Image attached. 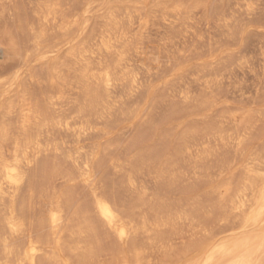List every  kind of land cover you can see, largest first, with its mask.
Instances as JSON below:
<instances>
[{
	"label": "bare ground",
	"instance_id": "bare-ground-1",
	"mask_svg": "<svg viewBox=\"0 0 264 264\" xmlns=\"http://www.w3.org/2000/svg\"><path fill=\"white\" fill-rule=\"evenodd\" d=\"M164 1L156 2L154 4V7L150 8V11L149 10L146 11L147 10L145 8L147 6L146 2H143V4H141L139 7L136 6L132 7L126 5L123 7L120 6V8H114L113 6H109L100 14L99 16L100 20L97 22L96 26L92 28L91 31H89L90 33L87 35L86 33L83 34L81 38H79L74 44L70 45L65 55H63L62 60H59L54 63L52 62L49 65V67L45 69V72L42 75H40L42 77H38L37 75H35V77L37 76L38 80L33 78L34 77L33 75L30 76V78L35 79V81L27 80V83L28 84L30 83L33 86H37L36 89L35 87L32 88L33 90L35 89L34 92L29 91L31 86H27V88L30 87L28 88L29 90L25 89V87L24 89H19V91L17 92L18 100L17 102L15 101L16 103L14 101L8 100L4 105L1 106L0 109V264H99L100 254L98 251V245L102 241V239L103 241L104 239H106L105 241H107L108 239V243L105 242L107 246L103 242L101 243H103V245L106 246V249L109 245L108 248L111 254L113 255L111 258V262H115V260L116 261L118 260L119 263L121 261L123 264H135L133 263L134 262L133 260L136 258L133 259V257L136 256L133 255L136 254L135 251H138L136 250V248L137 246H140L142 248V246L139 245V239L145 238V240L148 241L147 239H150L152 237V233H154L156 228L158 227L155 223L152 222L153 221L152 217L150 218L151 209L149 206V201H150V194L152 193L149 192V188H148L149 186L147 187V185H145L147 182L145 184H143L144 182H142V184H139L137 182V177L138 175L140 177V174L143 172V170L141 171V173H138V171H140L142 168L145 169L146 167L144 166L147 165V163L150 161V157L147 155L145 156L144 154L146 152L145 153L143 152L144 151L143 148L146 147V145L141 149L143 150L142 151L143 153H140L136 157H132L131 159H127L126 161L121 159L124 155V151L122 157H119L121 155V153L120 154L118 153L120 152L119 149L116 150L118 151L117 153H115L116 151L113 150L114 154L115 155L117 154L118 157L113 156L114 154H111L110 156V153L108 154L107 151L109 149L106 148L108 146L105 147L106 148L105 150L104 147H103L104 149L100 147V144H96V142L95 144H93L90 141V139L92 137L94 139V136L95 139H99L100 136H98L97 138V135H101V137L102 135H106L104 134L106 132L105 127L111 128L112 126H114L115 123H113L112 120L114 119V116L115 114L118 113V111H120V113L118 114L124 117L130 115L128 116V118L130 119L132 118L131 116L136 114L137 107L135 103H134L135 108L131 106L128 108V105H125L127 107L123 108L124 107L123 104H125L129 100L130 103H132L131 99L134 98L138 90L140 91L139 89L140 85L142 86L143 84V83L141 84L140 82L141 81L140 79L143 75L142 71H145V69L146 71L150 70L148 68L151 66V64L148 68H145L142 71L141 69L143 67L141 69L140 68L137 69L138 72L139 70L142 72L141 75V73H138L135 70L134 68L135 66L133 64L132 58H134L133 57L134 54L137 55L144 53L143 40L150 37L149 35L152 33L151 31L153 29L152 28L153 26H158L159 28H161L160 30H157L156 32L157 34L163 36L165 35L163 38L162 36L161 37L159 36L162 39H159V37H157L155 38V40L159 39V41L160 40L162 41V43L159 45L160 48L164 50V52H162V54L164 53V58L167 57V60H169V62L172 57H176L177 54H178L177 56H179L184 53L183 49L185 47L184 48L181 47L184 44L186 46L189 43L188 40L192 38V35H195L193 34V32L196 33V31L192 32V29L195 28L194 27L195 23L193 21L196 20L195 17L198 15L196 14V11H199V7H201L202 5V0H193L194 3L193 2L191 3L192 6L190 4V6L188 7L185 6V2H187V0L184 1V4L182 0H176V1L174 0V2L171 3H165ZM204 1L206 0H203V4ZM250 1L251 0H234V5L237 7L238 10L241 9V7H243L247 10V13H249L253 9L255 10L256 7L255 2L253 3ZM231 3H228L227 5ZM234 5L232 3V6ZM151 6L152 5H150V7ZM57 7L58 4L55 2V4L51 3L49 5H46L45 8H43L44 11L40 9L41 13L39 12L40 13L39 24H38L39 27L37 26V28L34 29L33 26V28L31 29L33 31V38H32L33 40H32V48H31L32 51L27 52L26 56H24L25 59L26 58L28 59V57L31 58V56L33 55H37V54L39 55L43 53L47 54L50 52L49 49L52 46L47 41L49 36H51L50 33L48 34L49 32L48 28L50 24L52 26L53 25L55 26V30L57 28L56 25H58V21H59V19L57 20L58 17L56 16L58 14ZM204 7H202V9H204ZM229 7L230 9L233 8L230 5ZM235 8L233 10H235ZM241 10L246 11L244 9ZM225 11L227 12L226 9ZM228 12L231 13L230 11ZM239 12L240 11H238V13ZM229 13L227 17L226 16L223 17L222 15V17L219 18V20H225L227 21V23H229L230 22L229 20H232L231 17L230 19L228 18ZM235 13H237V11L234 12V14ZM240 13L242 14V12ZM213 14L215 15L216 13ZM252 18H254V16ZM76 19L69 21L68 26H65L66 28H63L65 30L64 31L65 35L70 34L74 30L73 28H76L75 27L77 24ZM215 21L217 20L215 19ZM232 21H234L233 23L235 24V20ZM205 22L207 21L205 20ZM62 24H60L59 25L60 27L58 28H61ZM209 24L207 25L209 26ZM223 24L225 27L226 23ZM230 26H228L229 31L231 29ZM155 29L156 28H154V30ZM51 30L54 31L53 29ZM56 36H54V39ZM196 37L194 36V38ZM151 47L153 48L152 44ZM151 47H149V49H151ZM186 47L188 49V46ZM187 49H185V52ZM151 50H155V49H151ZM159 50L158 52L160 53L162 50L161 51ZM150 52L147 53L148 56L152 54V52L151 54ZM189 54H190V50L188 52V55ZM188 55H185V57H187ZM154 56H156V58L159 57V56L157 57V55L155 54ZM154 56L152 54L151 59ZM160 56L163 57V55L161 54ZM147 58L148 60H151L149 57ZM156 58L154 57L153 60H155ZM159 59L161 60L163 58L159 57ZM179 59L180 57H178L176 61H178ZM164 60L165 63H167L166 62L167 60L166 59ZM183 60L180 59L181 62ZM25 61L27 60H24V63ZM152 61L151 63L155 64L156 70L159 68L158 64L161 62L163 63V61L161 62L158 61L159 63L156 65L157 61L156 63L155 61L154 62ZM174 61L170 62V64L173 63ZM175 62L174 64L176 65L177 62L176 63ZM149 63L150 61H148L147 66ZM209 64H206V66ZM137 65L138 63L136 64V66ZM172 66L174 65L172 64ZM211 68L209 69L208 67L207 72L201 69L203 75L207 76V73L212 74L213 70L216 67L215 68L213 67L214 69ZM154 69L155 68H153V71ZM197 69H199L197 71L200 72V74H202L200 68ZM153 71L150 70L149 72H151L152 74ZM164 71H165V67H164ZM51 73L54 75L55 78H57V81L59 82L57 85L55 84V82H53L54 80H51L50 78ZM188 73L189 72L187 70L186 73L187 75L182 74V76H188ZM147 74L150 75V79H151L152 75L149 73ZM210 74L208 75V77L211 78ZM140 75L141 77H139ZM182 76L181 77L177 76L176 79L179 78L182 79ZM199 76L200 75L198 74V77ZM206 76H202V79L198 78V80L200 79L204 80L205 83V79H207ZM189 77L190 75L188 76V78ZM144 80L145 78L143 79V81ZM169 80H173L175 82L177 81L174 80V78ZM193 80L194 77L192 78L191 81ZM146 81H149V79L147 78ZM178 82L181 83L182 81L179 79ZM188 82L189 81H187V84ZM23 83L26 84V81L22 82V85ZM165 83L167 84V82ZM178 84L176 87H178ZM181 86L180 89H182L183 91V88ZM188 86L190 88L189 84ZM206 86L204 85V87ZM169 90H171V88ZM164 91H166V88H164ZM191 91L190 94L192 96L193 91L192 93ZM174 92L176 91H173V95L176 94V93L174 94ZM179 92L180 90L178 91V93ZM167 93L169 94V97L173 96L172 94L170 95V93L166 91V95H168ZM179 94L181 96V93ZM137 95L139 96V94ZM183 95H184L183 98L185 100L190 99L189 91L188 93L185 94L183 92ZM176 96L178 95L176 94ZM158 97H159L158 99L162 98V96H158ZM135 98L137 100H140L137 96H135ZM140 101L137 102L140 103ZM156 101L155 103L158 102ZM188 101L194 103V101L191 100ZM122 105L123 107H121ZM143 112L142 114H144ZM150 114H151L150 118H152V113ZM146 115H149V113H147ZM146 115H145L146 120H150V121L153 120L154 117L151 120L147 118ZM117 117H115V119ZM142 118L143 119L139 121H143L144 117ZM124 120H122V122ZM146 120L145 122H147ZM110 122H112L113 125L111 124V126H107L108 123L110 125ZM118 122L119 121H117L116 124H118ZM145 122L144 123L142 122L143 126ZM150 124L152 125L151 122ZM146 139H144V141ZM104 142L105 141H103V143ZM139 142L140 141L138 140V143L136 142L135 143L138 145L140 144ZM141 142L144 144L143 141ZM126 143H128V141ZM134 146L136 147V145ZM186 147L188 146L186 145ZM184 148H183L184 151L178 152L179 155H181L182 153H188L187 155L189 159H187V161L191 160L192 162H196L197 159L193 161V159L190 158L189 156L190 154L188 152L189 148L187 149ZM104 150L107 153L106 152L104 153ZM126 150H128L127 147ZM160 150L162 149H159V151ZM156 151L158 152V150ZM173 151L174 153L176 152L174 149L171 152ZM157 152L153 154H157ZM154 157L156 156L154 155ZM177 157L181 158L182 160L183 155L182 157L180 156ZM184 157L187 156L185 155ZM167 158H169V160L171 159L170 157ZM174 158L175 157H173L172 159ZM155 159L157 160V158ZM152 160L154 161V158ZM168 162L166 163L168 164ZM263 162L261 166H259V162H258V164L253 165L252 168L251 167L247 168L249 169L248 171H246L247 175L244 178L241 187L238 188L237 190L235 189L236 191L232 193L231 189L228 187L226 189H223L222 192H220L219 196L222 199L225 198L227 201L228 197L231 198V201L229 200L228 201L233 204L232 208L236 211V212L234 211L235 213L240 212L241 214H245L246 212H248L247 216L245 215L246 217L243 221H241L237 225L234 224L229 225L230 226L229 229L231 231L239 230V232H236L238 234L223 236L220 238L222 240L217 238V240L213 241V243H211L206 248L203 255L191 259L189 264H264V187L258 189L255 182L256 180L261 179L263 180L264 183ZM167 164H164L161 167L162 168L161 171H163V168L165 169V166L167 167ZM196 170L194 171L196 172ZM159 178L164 179L163 176L162 177L159 176ZM142 181H144V179ZM156 184H158V182ZM160 187L158 186L156 188H160ZM158 194L156 196L157 199L158 197L159 199H161L160 196H158ZM151 198H154V195ZM233 199L236 202L232 201ZM158 201L156 203H158ZM228 201L226 203L229 206L230 204H228ZM226 203L224 202V204ZM227 205L225 207L226 209H227ZM190 207H193V205H191ZM191 209L189 208L190 211ZM192 211L194 212L195 210L193 209ZM223 212H225V209ZM230 212L233 211L230 210ZM183 213L186 214V211H183ZM228 214L226 215L227 217ZM193 215L195 217V213ZM169 216L171 215L169 214ZM184 216L188 218L187 215ZM179 219L180 221L182 220L181 218H178V220ZM183 219L185 218L183 217ZM186 219L185 221H188L189 224L192 223L189 222L191 218L190 219L188 218L189 220ZM227 219L228 218L224 220ZM168 220L166 219V221ZM161 226L159 227L161 228ZM202 231L205 232V229L204 230L202 229ZM219 231L221 232L222 229L220 228ZM194 232L195 231H193L192 233ZM159 233H162V231H159ZM210 233H212V231ZM154 235L153 237L155 238L156 235L155 236ZM144 242L145 241L143 240V243L142 242L140 243H142L143 245ZM186 245L188 246V244ZM169 246L170 245H168V247ZM101 248L104 251H107L104 249L105 247L103 248V246H101ZM169 248H171V246ZM149 249L152 248L150 247ZM102 254L101 257H104L105 254L104 255ZM107 259L105 260V262H108ZM118 261L116 262V264H118ZM138 263L140 264V260ZM146 263L147 262L142 264H146ZM106 264H109V262Z\"/></svg>",
	"mask_w": 264,
	"mask_h": 264
},
{
	"label": "rangeland",
	"instance_id": "rangeland-1",
	"mask_svg": "<svg viewBox=\"0 0 264 264\" xmlns=\"http://www.w3.org/2000/svg\"><path fill=\"white\" fill-rule=\"evenodd\" d=\"M163 1L164 0H159V1L157 0H0V109L1 106L4 105L8 100L17 102L18 100L17 92L19 91V89H24L25 87V89L29 90L28 88L30 87L27 88V86H31L29 91L34 92L37 86H33L30 83L28 84L27 80L29 81L30 80L35 81V79L38 80L37 76L42 77L40 75H42L45 72V69L48 68L52 62L54 63L59 60H62L63 55H65L70 45L74 44L79 38H81L83 34L85 33L86 35L89 34L90 33L89 31H91L92 28H94L97 22L100 20L99 17L100 14L109 6H113L114 8H120V6L123 7L126 5L132 7L135 6L139 7L141 4H143V2H146V5L147 6L149 5L148 7L147 6L145 7L147 9L146 11L148 10L150 11V8H153L156 2H163ZM184 1L185 0H182L183 4ZM230 1L234 5V0H206L204 1L205 4L204 7L202 0L203 6L201 5V7H199L200 12L196 11V14L198 15L197 16L195 15L196 20L193 21L195 23L194 24L195 28L193 27L195 30L192 29V32L196 31V33L193 32V34L195 35H192L191 38L193 43L191 39H189L188 40L189 43L188 42H187L188 44L186 43L188 49L185 46V44L182 47L180 46L181 48L185 47L183 49L184 53L183 54L180 53L181 55L179 56H177L178 55L177 54L176 57H172L174 59L172 58L171 59L172 61L174 60L176 61L178 57H180V59L182 60L184 58L185 59L182 62L179 59L178 61H176L177 62L176 65L174 64L175 61L170 64V62H172L171 59L169 62V60H167V57L164 58V53L162 54L164 50H162V48H160L159 45L162 43V41L161 40L159 41V39H162L165 35L163 36L157 34L156 33L157 30H160L161 28H159L158 26H153L152 27L153 29L151 31L152 33L150 32L151 34L149 35L150 37L143 40V46H144L143 51L144 53L146 51V53L137 54V55L134 54L133 57L135 58L136 56V58L135 59L132 58V61L135 66L134 68L137 72H138L137 69L139 68L141 69L143 67L141 69L142 71L145 68H148L150 64H151L150 67L152 69L150 67L148 69L153 71V68H155L154 69L155 71L156 70L155 64L151 63L153 58L154 57L156 58L154 54L157 55V57L159 56L160 58H163L160 60L158 57L156 58L157 60L155 59L152 61V62L155 61V63L157 61L156 65L159 62L163 61L164 64L162 62L159 63L158 64L159 68L155 71L159 75H157L154 71L153 72L155 75L153 74V72L151 74V72H149L150 70L146 71V69L145 71H142L143 72L142 75V72L139 70L138 73H141L142 75V77L141 75L139 76L141 77L140 82L141 84L142 83L143 84L142 86L140 85L139 88L140 91L138 90L135 96H137L142 102L140 100H137L134 96V98L131 99L133 104L130 103L129 100L125 104H123L124 107L123 105L121 106L123 108H126L127 106L125 105H128L129 108L130 106L134 107L136 105L137 107L136 114L131 116L132 118L130 119L128 118V116L130 115L124 117L122 115H119L118 113H120V111H118L117 113L118 115L115 114L114 119L112 120V122L115 123L114 126H112L113 128L105 127L106 132L104 134L106 135H102V137L101 135H97V138L98 136H100L99 139H95V136L94 139L93 137L90 139V141L93 144H95V142L96 144H100L101 148L103 147L105 148L106 146H108L106 148L109 149L107 151L108 154L110 153V156L111 154H114V151L119 149L120 152L116 151L115 153L117 152L119 154L121 153L119 157H122L124 151V155L121 159L126 161L127 159L136 157L138 154L143 152L144 153L146 152L144 154L145 156L147 155L150 157L149 162L151 163L148 162L147 165L144 166L146 167L145 169L142 168L140 171H138V173H141V171L143 170V172L140 174V177L137 173L138 175L137 182L139 184H142V182H144L143 184H145L147 182L145 185H147V187L149 186L148 187L149 192L152 193L150 194V201H149V206L151 209L150 212L152 215V216L150 215V218L152 217L153 220L152 222L155 223L158 227L156 228L155 232L152 233V237L150 239H147L148 241H146L145 238L139 239V245H141L142 248L140 246H137V248L139 249L136 248V250L140 252L135 250L134 251L136 252V254L142 253L141 254L142 256L144 253V255L142 256L143 257L142 258L140 254L139 255L137 254L139 257L136 254H134L133 256L136 257H133V259L134 258L136 259L133 260L134 261L133 263L135 264H139L138 263L139 260H140V264L145 262H147L146 264L148 263L149 264H189L191 259L203 255L206 248L211 243H213V241L217 240V238L220 239L221 237L226 235L238 234L236 232H239V230L231 231L229 229L230 227L229 225H233V224L237 225L238 223L243 221L248 214V212H246L245 214H241L238 211H237L238 213H235L236 211L232 208L233 204L229 202L231 201V198L228 197L227 199V201L229 200L228 204H230L228 206L226 203L227 202L226 199L225 198L222 199L219 195L220 192L223 191V189H226L228 187L231 189L232 193L236 191L238 188H240L244 178L247 175L246 171L249 170L247 168L248 167L252 168V166L258 164V162H259V166H261L262 162L264 161V141H263L264 140V128H263L264 127V24H263L264 0H251L250 2L253 3L255 2L256 7L255 10L253 9L250 12L248 11L249 13H247V10L243 7H241V9H244L246 11H243L241 9L238 10L235 5L234 6L236 8L232 6V3ZM55 2L58 4L57 7L58 14L56 16L58 17L57 20L59 19V21H58V25H56L57 27L56 30H55V26L53 25L54 26L53 28L51 24H50L51 27L49 25L48 28L49 29L48 34L49 33L51 34V36H49L47 40L49 44L52 46L49 49L50 52L47 54L43 53L39 55L38 54L33 55L31 56V58L28 57V59L27 58L25 59L24 56H26L27 52L32 51L31 48H32V40H33L32 39L33 31L31 29L33 28V26L34 29L37 28V26L39 27L38 24L41 13L40 9L44 11L43 8H45L46 5H49L51 3L55 4ZM164 2L171 3L174 2V0H165ZM192 2L193 0H187V2H185V6L187 7L190 6ZM227 2L231 3L229 5L233 8L230 9L229 5H227L228 4ZM150 5L152 6L150 7ZM202 7H204V9H202ZM234 8L235 10H233ZM225 9L227 10V12L225 11ZM228 11H230L231 13H229ZM236 11L237 13L234 14V12ZM238 11L242 12L243 15L240 12L238 13ZM37 12L40 13L38 14ZM213 13L216 14L214 15ZM228 13H229L228 18L230 19L231 17L232 20H235V24L233 23L234 21L232 20H229L230 22L232 21L231 23L230 22L227 23V21L225 20H219V18H221L222 15L223 17L224 16L227 17ZM253 16L254 18H252ZM73 19L77 20V24L75 26L76 28H73L75 31L74 30L72 31L73 34L72 32L70 34H67L68 35L67 37V35L64 34L65 30L63 28H66L65 26H68V22ZM215 19L217 21H215ZM205 20L207 22H205ZM223 23H226L227 25L225 24L224 27ZM60 24H62L61 28H58L60 27L59 26ZM207 24H209V26ZM228 26H230L231 28L230 31ZM154 28L156 29L154 30ZM51 29H53L54 31H52ZM54 36H56L55 39ZM159 36L160 37L162 36V38H160ZM194 36L196 38H194ZM157 37H159V39L155 40V38ZM151 44L153 48L151 47ZM149 47L155 50H151L149 49ZM157 49L158 50L160 49L159 51L161 50L162 51L159 53ZM185 49H187L188 51L186 50L185 52ZM150 50L154 56L152 59H151L152 54ZM189 50L192 56L190 54H189L190 56L188 55ZM148 52H150L151 54V55L149 54L150 56H148L147 54ZM160 54L163 55V57L160 56ZM185 55H188L189 57L188 56L185 57ZM147 57H149L151 60H148ZM164 59L167 60L166 61L167 63H165ZM24 60L27 61H25L24 63ZM148 61H150V63L147 66ZM137 63H138L137 65L138 67L136 66ZM205 63L206 64L210 63L212 68L216 67L215 68L216 71L213 68L214 70L213 73L211 72L212 74L207 73V76L203 75L201 69L207 72L208 70L207 68L208 67L209 69L211 68L210 64L206 66ZM172 64L174 66H172ZM202 65L204 69L202 68ZM164 67H165V71H164ZM160 68H162L163 70ZM197 68H200L202 74H200V72L197 71L199 70ZM187 70L189 72L188 76L190 75L189 78L188 76H182V74L187 73ZM147 73L152 75L151 79H150V75H148ZM145 74H147L148 77ZM198 74L200 75L199 77ZM209 74L211 75V78L208 77ZM31 75H33L34 76L33 78L35 79L33 78L31 79L30 78ZM35 75L37 76L35 77ZM176 75L178 77L182 76L183 80L179 78L182 81L181 83L178 82L179 79H176L177 78ZM191 75L192 78L194 77L193 81L195 82L191 81L192 80ZM201 75L207 77V79H205V83L204 80H201L202 79ZM143 77L145 78L144 81H143L144 79ZM146 77L149 79V81H146L147 80ZM50 78L51 80H54L53 82H55L56 85L59 83L57 81V78H55L52 73L50 74ZM172 78H174V80L177 81L175 82L173 80H169ZM198 78L201 79L198 80ZM25 81L26 84L23 83L22 85V82ZM187 81H189L188 84L190 85V88L187 84ZM165 82H167L168 85ZM174 82L179 83V84L177 83L178 87H176L177 84H175ZM185 83L187 84L188 88L186 87ZM179 85L183 88V91L182 89H180ZM204 85L207 86L204 87ZM34 87L35 89L33 90L32 88ZM164 88H166V91L169 92L170 95L171 94L173 95V91H176L174 92V94L176 93L178 96H176L175 94L172 97L171 96L169 97L168 93H167L168 95H166V91H164ZM170 88L171 90H169ZM179 90L181 96L178 93ZM191 90L193 91V93ZM188 91L190 96V99L188 100L194 101V103L185 100L183 98L184 96L183 92L185 94L188 93ZM190 91L192 93V96L190 94ZM140 92L142 97L140 95ZM137 94H139V96ZM158 96H162V98H160L161 100L158 99L159 98ZM137 101H140V103H138ZM155 101L157 103H155ZM144 110L147 113H149V115H146L147 113ZM142 112L147 116V118L151 120L154 117L153 120L152 121L146 120L145 115L142 114ZM150 113H152V118H150L151 117ZM115 117L117 118L115 119ZM142 117H144V120L139 121L143 119ZM124 118L126 121L124 120ZM121 119L124 121L122 122ZM145 120L147 122H145ZM117 121H119L118 124H116ZM149 121L152 123V125L150 124ZM112 122H110V125L108 123L107 126H111V124L113 125ZM142 122L143 123L145 122L144 126ZM134 139L136 143H138L139 140L140 144L142 143L141 141H143L144 144L142 143L141 145L140 144L137 145L134 142ZM144 139H146L145 140L146 142L144 141ZM103 141L105 142L103 143ZM127 141L128 143H126ZM187 141L189 142V144ZM183 142L185 143V145ZM179 144L182 146H180ZM134 145H136V147ZM145 145L147 148L144 147ZM186 145L188 147H186ZM125 146L127 147L128 150H126ZM184 147L186 149L189 148L188 152L190 154L189 155L190 158H192L193 161L197 159L196 161L197 163L192 162L191 160L187 161V159H189L187 155L188 153H182L181 155H179L178 152L184 151L183 150ZM142 148L144 151L141 150ZM159 149H162L160 151L163 152H160ZM173 149L176 151L175 153L174 151L171 152ZM105 150L104 153L106 152ZM156 150H158V152ZM156 152L157 154L160 152L161 155L160 153L158 155L153 154ZM167 153L168 154L172 153L173 155L172 154L168 155ZM154 155L156 157H154ZM182 155H183L182 160L181 158L177 157V156L182 157ZM185 155L187 157H184ZM113 156L118 157L117 154L116 155L114 154ZM152 157L154 158V161L152 160L153 159ZM167 157H170L171 161ZM173 157L175 158L172 159ZM155 158H157V160ZM166 162H168V164L170 165H168ZM164 164H167L168 168L165 166L166 170L163 168V171H161L162 170L161 167ZM169 166L172 167L170 168ZM194 170H196V172ZM159 176L160 177L163 176L164 179H160ZM143 179L144 181H142ZM157 182L158 184H156ZM255 182L258 189L264 187L263 180L260 179V180H256ZM158 186L161 187L156 188ZM157 194L158 196H160L162 200L159 199V197L157 199L156 197ZM153 195L154 198H151L153 197ZM222 200L226 204H224ZM157 201L158 203H156ZM232 201L236 202L234 199ZM191 205H193V207H190ZM226 205H227V209L225 208ZM189 208L190 209L192 208L191 211L194 209L196 212L192 211L193 212L192 213L189 210ZM224 209L225 212H223ZM230 210L233 212H230ZM183 211H186V214H184ZM226 212L227 214L229 212L228 217L226 216L227 215ZM194 213H195V217L193 215ZM169 214L171 216H169ZM176 215H178L179 217ZM184 215H187L189 219L191 218L189 222L192 223L189 224L188 221H185L187 217ZM160 216L162 217V219ZM183 217L185 219H183ZM168 218L169 220L172 219L173 221L170 220L171 221L170 223ZM178 218H181L182 220L180 221V219L178 220ZM188 218L186 220H189ZM226 218L228 219L224 220ZM166 219L168 221H166ZM163 222H165L166 224ZM161 225L163 226V228ZM159 226H161V228ZM224 227H226L227 229ZM220 228L222 229L221 232L219 231ZM202 229L203 230L205 229V232L202 231ZM158 230L162 231V233H159ZM193 231L195 232L192 233ZM211 231L212 233H210ZM153 235L155 236V238L153 237ZM157 235L159 236V238ZM105 240L106 239H104L103 241L102 239L101 242H103L107 246L106 243H108V239L107 241ZM143 240L145 242L142 245ZM101 242L98 245V251L100 254L99 264H101V262L102 264L103 263L106 264L108 262L109 264H113V263L116 264L118 260L117 261L115 260V262H111V258L113 255L111 254L108 248L109 245L106 249V246H104L103 243ZM186 244H188V246ZM168 245H170L171 248H169L170 246L168 247ZM101 246H103V248L105 247L104 249L107 251H104L101 248ZM150 247L152 249H149ZM101 254L102 255L105 254L104 257H101ZM106 259L108 262H105ZM118 264H123V263L121 261L119 263L118 261Z\"/></svg>",
	"mask_w": 264,
	"mask_h": 264
}]
</instances>
